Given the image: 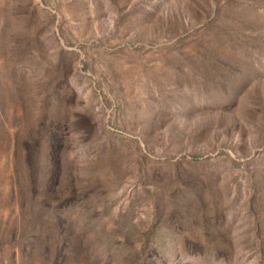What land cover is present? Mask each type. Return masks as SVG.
Masks as SVG:
<instances>
[{"label":"rangeland","instance_id":"374dc122","mask_svg":"<svg viewBox=\"0 0 264 264\" xmlns=\"http://www.w3.org/2000/svg\"><path fill=\"white\" fill-rule=\"evenodd\" d=\"M24 260L264 264V0H0V264Z\"/></svg>","mask_w":264,"mask_h":264},{"label":"trees","instance_id":"16d2710c","mask_svg":"<svg viewBox=\"0 0 264 264\" xmlns=\"http://www.w3.org/2000/svg\"><path fill=\"white\" fill-rule=\"evenodd\" d=\"M42 260V259H41ZM42 262V261H41ZM20 264H29L26 260H24V263H20ZM41 264H45V263H41Z\"/></svg>","mask_w":264,"mask_h":264}]
</instances>
